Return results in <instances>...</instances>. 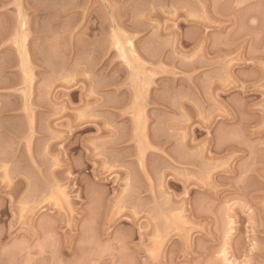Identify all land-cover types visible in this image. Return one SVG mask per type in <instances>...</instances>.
Instances as JSON below:
<instances>
[{"label":"rangeland","instance_id":"rangeland-1","mask_svg":"<svg viewBox=\"0 0 264 264\" xmlns=\"http://www.w3.org/2000/svg\"><path fill=\"white\" fill-rule=\"evenodd\" d=\"M0 264H264V0H0Z\"/></svg>","mask_w":264,"mask_h":264}]
</instances>
